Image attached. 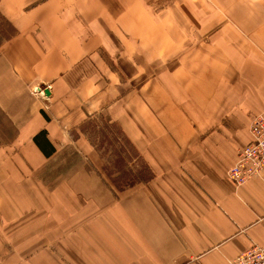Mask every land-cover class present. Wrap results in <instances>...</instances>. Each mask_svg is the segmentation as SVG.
Masks as SVG:
<instances>
[{
  "label": "crops",
  "instance_id": "crops-1",
  "mask_svg": "<svg viewBox=\"0 0 264 264\" xmlns=\"http://www.w3.org/2000/svg\"><path fill=\"white\" fill-rule=\"evenodd\" d=\"M228 1L205 29L197 0H0V264L264 248V170L228 176L264 113V0Z\"/></svg>",
  "mask_w": 264,
  "mask_h": 264
},
{
  "label": "built area",
  "instance_id": "built-area-1",
  "mask_svg": "<svg viewBox=\"0 0 264 264\" xmlns=\"http://www.w3.org/2000/svg\"><path fill=\"white\" fill-rule=\"evenodd\" d=\"M251 141L243 146L236 163L229 169V178L237 185H242L255 176H260L264 170V113L253 117L250 126ZM227 264H264V248L258 244Z\"/></svg>",
  "mask_w": 264,
  "mask_h": 264
},
{
  "label": "rangeland",
  "instance_id": "rangeland-1",
  "mask_svg": "<svg viewBox=\"0 0 264 264\" xmlns=\"http://www.w3.org/2000/svg\"><path fill=\"white\" fill-rule=\"evenodd\" d=\"M198 5H199V12H207L209 17L206 18H201L199 19V22H201L202 20L206 22V26L204 27L205 29H209L212 27H216L219 26L222 22H224L225 20H227L228 17H231L234 21L237 22L236 17H237V13L239 14V8L238 5L236 8H232V10L234 13H229V10H231L232 5H236L233 3H230L228 0H197ZM249 7H251L250 10H253L254 4L248 5ZM184 9H186L184 7ZM248 10V8H247ZM219 12V13H217ZM227 12V13H225ZM215 14V15H212ZM202 16V13H199V17ZM231 19V20H232ZM241 20H243V18H240ZM251 21L253 20H246L243 22L244 25L249 26L252 25ZM6 28L8 29V27L6 26ZM161 32H165L166 33V29H162ZM170 31H167V33H169ZM114 147V152L112 154H108L107 156V161H106V166H105V170L110 173H115V171L119 170L120 173L122 172H126L124 171L125 167L119 162V160L121 158H123L122 156L124 155L122 152H118L119 150ZM116 151V152H115ZM112 155H116L115 157H111ZM131 156H133V154H131ZM125 165V164H124ZM135 168V175H134V179H132L133 181H135V179H138V174L137 172H139L140 170L143 169L142 164L141 163H134V167ZM131 168H127V170H130ZM119 181V180H117Z\"/></svg>",
  "mask_w": 264,
  "mask_h": 264
}]
</instances>
